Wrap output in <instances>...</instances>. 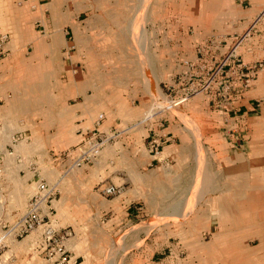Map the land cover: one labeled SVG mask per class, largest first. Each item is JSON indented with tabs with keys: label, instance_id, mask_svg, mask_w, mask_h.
Wrapping results in <instances>:
<instances>
[{
	"label": "rangeland",
	"instance_id": "374dc122",
	"mask_svg": "<svg viewBox=\"0 0 264 264\" xmlns=\"http://www.w3.org/2000/svg\"><path fill=\"white\" fill-rule=\"evenodd\" d=\"M48 1L0 0V30L10 35L0 61V91L13 93L0 110L7 142L14 133L21 140L26 131L31 138L16 151L35 156L55 182L70 167L67 151L81 139L76 121L86 117L92 125L96 117L88 110L76 116L71 105L81 101V94L90 100L113 98L110 105L115 104L118 118L106 127L122 132L103 147L96 163L66 171L58 185L53 237H46L40 226L23 238L8 239L0 249V264H157L175 246L182 253L181 264H194L193 255L186 259L182 252L187 237L202 241L198 248L205 252L196 260L199 264H264V113L250 125L255 133L247 147L250 128H242L247 124L234 119L230 107L214 113L203 94L155 116L170 102L165 82L177 70L178 57L192 56L194 42L205 37L242 32L264 8V0H58L68 18L60 31L50 26L47 14L53 4ZM258 28V44L250 52L243 47L246 60L264 59V22ZM261 77L264 71L246 96L258 88L256 103L264 108ZM56 91L64 98L49 110L45 100L49 92L57 96ZM101 109L96 115L106 112ZM167 117L183 138L175 143L162 138L161 149L164 156L177 157H164L160 167L136 165L133 155L143 164L150 153L156 155L149 145L156 134L144 131L147 138L134 146L125 145L126 140L138 141L139 132L151 123L167 126ZM218 134L229 143L213 138ZM54 152L67 163L59 170L50 166ZM140 169L143 175L136 171ZM11 170L10 178L20 189L13 205L12 197L9 207L5 202L0 207L4 232L24 213L36 185L29 186L34 179L23 172L16 179L17 169ZM128 170L139 174L129 176ZM125 177L133 181L130 189ZM146 179L150 187L141 191ZM104 183L119 186L120 193L106 195ZM208 211L221 218L215 236L202 233ZM211 237L215 243H207Z\"/></svg>",
	"mask_w": 264,
	"mask_h": 264
},
{
	"label": "built area",
	"instance_id": "2783aa9c",
	"mask_svg": "<svg viewBox=\"0 0 264 264\" xmlns=\"http://www.w3.org/2000/svg\"><path fill=\"white\" fill-rule=\"evenodd\" d=\"M263 22L264 8L254 16L252 22L242 32L230 36L214 35L205 37L201 41H195L192 56L186 54L178 57L177 70L165 82L167 91L164 95L170 102L165 110L160 109L155 116L165 114L166 111H173V106L178 107L200 94L209 98L213 108L218 110L225 109L227 102L237 103L243 99L253 86V82L264 71V59L246 60L242 51L245 47L246 51L250 52L253 46L258 44L255 36L259 29L258 25ZM9 41V33L0 30V61L4 58ZM2 100L0 98V104ZM231 110L235 113L233 118L239 119L238 116L241 115L238 113L241 109L234 105ZM103 118V113L98 115L92 127L86 129L87 137L84 142L67 151V157L70 160L68 169L80 168L93 163L103 147L120 135L122 131L117 133V129L101 130ZM234 122L230 127L233 132L238 125L236 120ZM18 140L16 136H13L14 142ZM149 145L156 156L163 153L160 135L152 136ZM58 185V181L50 183L41 177L37 183V191L28 202L26 210L11 223L0 237V243L11 234L16 239L23 238L40 226H44L43 231L46 237H53L54 226L51 216L54 213V203L59 193ZM120 191L121 188L115 184L108 185L104 189L107 195H114ZM156 263L174 264V261L165 257Z\"/></svg>",
	"mask_w": 264,
	"mask_h": 264
},
{
	"label": "crops",
	"instance_id": "0c3cea01",
	"mask_svg": "<svg viewBox=\"0 0 264 264\" xmlns=\"http://www.w3.org/2000/svg\"><path fill=\"white\" fill-rule=\"evenodd\" d=\"M50 3L53 4V8L50 9L49 14H47V15L50 16V19H49L50 26H51L52 30H54V31H60V30L64 29V26L65 25H68L67 15L65 13H63L61 9H59L60 7H58V4H57L58 3V0H56L55 2H53V0H50V1L46 2L45 4H50ZM59 13H60V19H56L55 17H58L59 16L58 15ZM263 80H264V78L261 77L260 80H259L258 87L260 85H263L264 86V81ZM263 90L264 89L260 88V91H263ZM255 91H259V89L258 88H255V90L253 91L254 94L251 92L250 94H248L247 96H245L243 99H241L237 103L227 102L226 105H225V108H229V107L232 108L234 105L235 106H238V108L241 109V111H240L241 113H238V114L241 115L239 117V119L240 120H243L245 122V124H247L245 126H242V128H244V130L245 129L248 130L250 128V130H248V134H247L248 139H246L245 144L243 145V147H247V146H249L250 143H252V139H253V136H254L255 131H253L254 129H252V131H251V126L250 125L253 124V123H255V120H257L259 117H261L262 114L264 113V108H262V107L259 108L260 103H256V98L257 97L255 96L256 95ZM65 92H67V93H65L64 96L69 95L68 91H65ZM48 95H49V98H48V100H45V106L49 110H51L54 107H58V105H59V98H64L60 94V91H56V95L57 96H53V93L52 92H49ZM12 96H13V93L11 91H0V98L3 99L2 102H1V104H0V110L4 106L3 104L5 103V101L7 99L11 100V97ZM81 96H82L81 101L76 102L75 104H72L71 105L72 107H76L77 108L76 116H79V114L80 115L81 114H85V112L88 110V112L90 111V113L93 112V117L96 116L95 119H94V121H95L96 118L98 117V115H100L101 113H103L104 114V118H103V120L101 122L100 129L103 130V131L108 130L109 128L106 127V125L107 126L110 125L111 123H113L112 120L115 121L118 118V117H116L117 116V114H116V111H117L116 106H115V104H113L114 99L112 98L113 100L110 99L108 101H100V100H95V99L90 100L89 99V96L90 95L86 96L84 93H83V95L81 94ZM111 101H113L112 102L113 105L112 104L110 105ZM207 104L209 105V103H207ZM78 108H82V110L79 111ZM101 108H103L104 110H106V112L105 111L104 112H100L98 115H96V113L99 112L100 111L99 109H101ZM58 109H60V108H58ZM132 109L133 108L130 105L128 107V110H132ZM205 109L207 111L208 110H211V109H209L208 106L205 107ZM213 109H214V113H216V112L217 113H220V112H218L219 111L218 109H215V108H213ZM242 116H243V118H242ZM114 117H116V118L114 119ZM262 117H264V116H262ZM85 119H86V117H82V118H80V119H78L76 121V123H77L76 135L78 137H80L81 139H79V141L77 143H75L74 145H71V146H75V147L76 146H79V145L82 144L81 142L86 139V137H87L86 129L91 128L92 125H89L90 123H87ZM164 121L165 122L166 121L168 122L167 123V126H165L166 124H164L162 122L151 123V124L147 125V127H144V129L139 132V133H142V135H141V137H139V136L137 137L138 141H135V137H134V139L130 137V139H127L126 140L125 145H133L134 146V144L136 142L143 143L144 142V139L147 138V132H146V134L144 133V131H146V130L148 131V134L150 132L151 133L153 132L154 134L160 135L162 138H165V141L171 140L174 143L177 140H180V139L183 138V133H181L180 131H177V132L174 131L173 127H175L176 124H173V122H171V119L169 117L165 118ZM179 124H177V125H179ZM7 128L8 127H7V123H6L5 116L4 117L1 116L0 117V207H1L2 203H4V202L7 205V207H9L10 206V203H11V200H12V197H13L12 205L15 202V199L18 200V197H17L16 193H17V189L19 191L20 188L18 186H20V185L15 186V184H14L15 181L14 180H11V178H10L11 176L9 175V173H11L13 171V170H11L12 168H16L17 169L16 171L18 172V176H17L16 179H19L21 177V175H22L21 172H23L24 175L27 176L28 180L31 181L32 178L34 179V181L29 184V186H31L34 182L36 184L35 185L34 192L31 193V195L29 196L30 198L37 191V183H38V180L41 177H44L48 182H50L49 179H48V175H47L46 172L44 173L42 166L39 167V165L37 164V161L35 159V156H32V155L21 156V152L20 151H16V149L17 150L20 149V146L22 144L21 141H28V140H30L31 137L26 136V134H28V133L26 131H23L22 135L24 134L23 135L24 138L22 137V139L21 140H18L17 142H14L13 141V136H16L18 138V135H17L18 133H14L12 135L10 141L7 142L8 138H7V134H5V131H6ZM170 128H171V130H168ZM219 128H220V126H219ZM219 132L221 133V131H219ZM22 135L20 134V136H22ZM218 135L219 136H217V137L215 136L213 138L219 139L221 137L220 138L221 140L224 139V140H226L227 143H229L227 136L225 137L224 134H221V135L218 134ZM250 135H251V137L249 139V136ZM139 138L142 141L139 140ZM112 142L113 141H110L109 143H112ZM141 145H143V144H141ZM63 152L64 151H62L61 153L64 154ZM61 153H58L57 154V153L54 152L55 158L49 156V160L52 161L51 163L54 162V165H50V166L54 167L55 165H57L58 170H59V168H62L63 166L67 165V163L64 162V160H63L64 158L61 156ZM150 156H151L149 158L150 160L148 159L149 161H147L146 163L144 162V164H143V162L138 157H134V155H133V157L131 159H132L133 162L136 163V165L138 163L141 166L142 165L144 166L145 164H147L148 166L151 165V166L160 167V166H163L162 163L164 161V157H167V156H164V151H163V153L161 155H159V157L156 156V155H154V154H151V153H150ZM175 157H177V155H175V153L174 154H170L169 153V155H168L167 158H170V160L173 161V160H175ZM51 158H53V159H51ZM94 162L96 163V161H94ZM111 162H113V161L111 160L110 163ZM40 168H42V170ZM141 169L140 170H136V171H139L140 175H143L145 172L143 170H141ZM155 170L156 169H153L152 168L149 171L152 174ZM98 171H96L95 174L96 175L98 174V178H99L100 177V174L98 173ZM64 172H66V171H63L62 174L60 173V176H59L60 178H59V181H58L59 183H60L61 179H63L65 177V173ZM128 172H129V170L127 171V175H129V176L130 175H133V174H139V173H135V172L134 173H128ZM142 172H144V173H142ZM204 174H206V173H204ZM125 179L126 180H129V182H131L130 186L125 187L126 189H130V187H132V182L133 181H132V179L127 178V177H125ZM24 181L27 182L26 180H24ZM146 181H147V183L145 182V183L142 184L143 186H141V191L144 190V188L148 189L150 187L149 186V182H148L147 179H146ZM55 182H57V181H55ZM50 183H54V182H50ZM20 184H22V183H20ZM111 184L112 183H109V184L104 183L103 186H101V188H103L102 191L104 192V189L108 185H111ZM29 186H27L26 188H29ZM15 191H16V193H15ZM127 192H129V191L127 190L126 193ZM30 198L28 199V202H29ZM116 199H119V198H116ZM116 199H112V200H116ZM9 200H10V202H9ZM128 200H131V195H129L128 197H126V199L123 201V203L125 204ZM57 201L59 202L60 199L59 200H56L55 203H54L55 210H54L53 215L51 216L52 223H54L56 221L55 220V215H56L57 209H56V205L55 204H56ZM28 202H27V204H28ZM18 206H19V203H18ZM206 207H207V205H206ZM211 207H213L212 204H211ZM205 214H206V216H208L210 214V218L207 219L208 221L205 223L204 227L202 228V233L203 234H205L207 232H210V231H212V232L215 231L219 227V224H220L219 222H221V218H220L219 213H216L214 215V217H212L213 212L208 211ZM12 222H14V220L11 221L10 223H12ZM7 223L8 222L6 221L2 225V227L5 226ZM214 233L218 234L219 232H213V234ZM3 234H4L3 228H0V237ZM12 235L13 234H11L10 236L6 237L0 243V249L1 248H4L7 245V240L8 239L9 240L16 239ZM213 236H215V234ZM187 238H186L187 239V243L186 244L185 243L184 244L182 243L183 246L185 245L184 247H186L185 250H183L182 252H185L187 254L186 255V259L188 257H190L191 255H193V257H194V260H193V257H192V261H194L193 263L194 264H199V261H196V260L198 259V257H200L201 255H203V253L205 252V250L198 248L199 245L200 246H203L202 245V241H199V238H196V237H193V238L187 237ZM212 238L213 237H211V239ZM211 241H212V243H215L214 239L210 240L207 243H210ZM234 241H238V239H236V240L234 239ZM217 243L218 242H216V244L213 245V246L218 247V244ZM180 254H182V253L179 250H177L176 249V246H175V247H173L171 249V251H170V253H169L168 256L170 257L171 260L174 261V264H181L178 261V260H180L178 258V257H180L179 256Z\"/></svg>",
	"mask_w": 264,
	"mask_h": 264
}]
</instances>
